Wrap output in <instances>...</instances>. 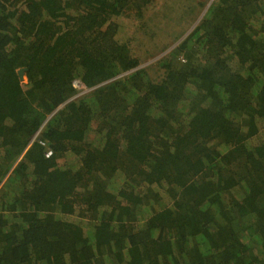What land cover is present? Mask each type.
Masks as SVG:
<instances>
[{
  "label": "trees",
  "instance_id": "obj_1",
  "mask_svg": "<svg viewBox=\"0 0 264 264\" xmlns=\"http://www.w3.org/2000/svg\"><path fill=\"white\" fill-rule=\"evenodd\" d=\"M150 1L0 0V264H264V0L154 67Z\"/></svg>",
  "mask_w": 264,
  "mask_h": 264
},
{
  "label": "rangeland",
  "instance_id": "obj_2",
  "mask_svg": "<svg viewBox=\"0 0 264 264\" xmlns=\"http://www.w3.org/2000/svg\"><path fill=\"white\" fill-rule=\"evenodd\" d=\"M212 1L204 6V0H151L142 15L131 12L118 17L120 36L129 43L132 53L142 60V65L154 67L159 58L187 36L188 30L204 16ZM179 27L189 29L174 40ZM22 74V80H25L26 70Z\"/></svg>",
  "mask_w": 264,
  "mask_h": 264
},
{
  "label": "built area",
  "instance_id": "obj_3",
  "mask_svg": "<svg viewBox=\"0 0 264 264\" xmlns=\"http://www.w3.org/2000/svg\"><path fill=\"white\" fill-rule=\"evenodd\" d=\"M74 85L78 88L81 89V92H86L89 90V88H87V86L81 81V80H75L74 81ZM52 154V150L49 149L47 152H46V155L47 156H50Z\"/></svg>",
  "mask_w": 264,
  "mask_h": 264
},
{
  "label": "water",
  "instance_id": "obj_4",
  "mask_svg": "<svg viewBox=\"0 0 264 264\" xmlns=\"http://www.w3.org/2000/svg\"><path fill=\"white\" fill-rule=\"evenodd\" d=\"M24 70H26V68H22V69L19 70V74H20V76H21V79L23 78V74H22V72H23Z\"/></svg>",
  "mask_w": 264,
  "mask_h": 264
}]
</instances>
